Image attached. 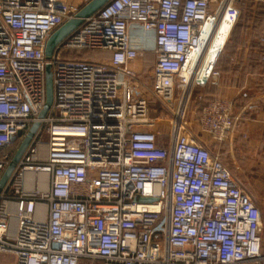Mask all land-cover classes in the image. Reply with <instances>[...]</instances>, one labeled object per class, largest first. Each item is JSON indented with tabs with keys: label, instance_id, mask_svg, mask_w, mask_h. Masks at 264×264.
I'll use <instances>...</instances> for the list:
<instances>
[{
	"label": "built area",
	"instance_id": "1",
	"mask_svg": "<svg viewBox=\"0 0 264 264\" xmlns=\"http://www.w3.org/2000/svg\"><path fill=\"white\" fill-rule=\"evenodd\" d=\"M235 1L110 0L47 59L80 5L0 0V178L39 123L0 193V264H264L260 206L185 121L193 88L221 76L228 37L204 57L220 23L228 36L235 26ZM149 52L150 93L172 111L166 139L135 65ZM49 63L54 100L40 117ZM234 108L212 97L197 122L223 142L240 125Z\"/></svg>",
	"mask_w": 264,
	"mask_h": 264
},
{
	"label": "crops",
	"instance_id": "2",
	"mask_svg": "<svg viewBox=\"0 0 264 264\" xmlns=\"http://www.w3.org/2000/svg\"><path fill=\"white\" fill-rule=\"evenodd\" d=\"M238 8L240 14L231 36L236 46L226 54L224 77L218 84L200 88L203 91L200 96L204 103L215 96L234 101V112L241 113V121L229 147L239 153L260 154L259 163L264 167V0L239 4ZM227 27L226 23L222 25L218 42ZM210 149L224 160L220 150Z\"/></svg>",
	"mask_w": 264,
	"mask_h": 264
},
{
	"label": "rangeland",
	"instance_id": "3",
	"mask_svg": "<svg viewBox=\"0 0 264 264\" xmlns=\"http://www.w3.org/2000/svg\"><path fill=\"white\" fill-rule=\"evenodd\" d=\"M70 4L80 5L82 7L89 0H63ZM254 0H236L235 4L238 7L239 4H245L247 2ZM239 9V8H238ZM233 30V29H232ZM231 33L228 36L226 44L223 50L220 52L217 58V67L221 72V76L219 77L216 83L209 84H218L224 77L223 66L226 64V54L232 50L236 45V42H233L231 39ZM92 58H106L108 54L106 52H90L87 53ZM155 56L153 54H147L145 57L139 58L136 62V68L138 71V77L140 80V84H142V91L146 92L149 96L151 103L149 114L154 117H159L157 121V127L164 131L165 139L168 137L170 132V121L172 118V111L167 107L161 106V104L156 100L154 96L150 93V86L152 84V75L153 68L155 65ZM241 75H239L238 83H240ZM180 87L176 86V93H178ZM202 89L193 88L192 95L190 100L186 104L185 109V121H186V130L188 133L193 134L199 141H202L207 146L211 148H215L220 150L225 163L231 168V170L242 179L244 184L247 186L249 192L253 195L257 204L260 206L262 211V219H263V228H262V236L264 239V167L259 162L260 154H251V153H239L235 148L231 149L230 140L231 138L223 141L216 142L214 139L205 132L201 126L197 122V114L201 104L204 103V98L199 100V96L202 93ZM240 108V100L237 104V110ZM81 264H102V262H93L88 259H83Z\"/></svg>",
	"mask_w": 264,
	"mask_h": 264
},
{
	"label": "water",
	"instance_id": "4",
	"mask_svg": "<svg viewBox=\"0 0 264 264\" xmlns=\"http://www.w3.org/2000/svg\"><path fill=\"white\" fill-rule=\"evenodd\" d=\"M110 0H89L85 5H83L80 10L77 12L74 18L67 20L64 24H62L57 30H55L51 36L49 37L46 44V57L50 59L54 53V50L59 42H61L68 34H70L74 29H76L85 18L92 16L97 11H99L105 4H107ZM46 87H47V98L46 103L43 110L40 113V117H44L49 109L51 108L54 100V89H53V74H52V66L51 64H47L46 69ZM39 126L38 122H35L31 127L28 134L20 143L17 148L10 164L4 171L3 175L0 178V193L12 175L13 171L17 167L20 159L25 153L28 145L30 144L37 128ZM144 200H152L150 197H144Z\"/></svg>",
	"mask_w": 264,
	"mask_h": 264
},
{
	"label": "bare ground",
	"instance_id": "5",
	"mask_svg": "<svg viewBox=\"0 0 264 264\" xmlns=\"http://www.w3.org/2000/svg\"><path fill=\"white\" fill-rule=\"evenodd\" d=\"M223 24L224 23H220L219 30H218V36L212 42V45H210L205 52V57H204L205 62L214 60L217 57L216 49H219L223 44H225V41L228 37L229 29H230L229 26L227 27V30H226L225 34L223 35V39H221V42H218V40H219L218 37H220L219 35L222 33L221 30H222Z\"/></svg>",
	"mask_w": 264,
	"mask_h": 264
},
{
	"label": "trees",
	"instance_id": "6",
	"mask_svg": "<svg viewBox=\"0 0 264 264\" xmlns=\"http://www.w3.org/2000/svg\"><path fill=\"white\" fill-rule=\"evenodd\" d=\"M90 53V52H89ZM86 55H88V54H86Z\"/></svg>",
	"mask_w": 264,
	"mask_h": 264
}]
</instances>
